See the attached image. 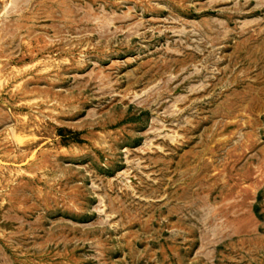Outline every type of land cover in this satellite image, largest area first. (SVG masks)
<instances>
[{
	"label": "rangeland",
	"instance_id": "374dc122",
	"mask_svg": "<svg viewBox=\"0 0 264 264\" xmlns=\"http://www.w3.org/2000/svg\"><path fill=\"white\" fill-rule=\"evenodd\" d=\"M0 264H264V0H0Z\"/></svg>",
	"mask_w": 264,
	"mask_h": 264
},
{
	"label": "bare ground",
	"instance_id": "6f19581e",
	"mask_svg": "<svg viewBox=\"0 0 264 264\" xmlns=\"http://www.w3.org/2000/svg\"><path fill=\"white\" fill-rule=\"evenodd\" d=\"M107 21V20H106ZM111 21V20H110ZM110 26V25H109ZM104 28V27H101V29ZM106 28V27H105ZM98 29V28H97ZM103 30V29H102ZM105 30V29H104ZM109 30V29H108ZM66 32V31H65ZM104 32V31H101V33ZM99 33V35L101 34ZM102 35V34H101ZM103 36H106V35H103ZM101 37V36H100Z\"/></svg>",
	"mask_w": 264,
	"mask_h": 264
}]
</instances>
